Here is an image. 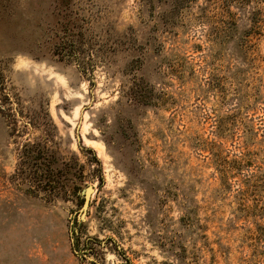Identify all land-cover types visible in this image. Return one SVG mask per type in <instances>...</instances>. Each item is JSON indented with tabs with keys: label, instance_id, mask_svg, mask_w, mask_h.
I'll use <instances>...</instances> for the list:
<instances>
[{
	"label": "rangeland",
	"instance_id": "rangeland-1",
	"mask_svg": "<svg viewBox=\"0 0 264 264\" xmlns=\"http://www.w3.org/2000/svg\"><path fill=\"white\" fill-rule=\"evenodd\" d=\"M0 264H264V0H0Z\"/></svg>",
	"mask_w": 264,
	"mask_h": 264
},
{
	"label": "water",
	"instance_id": "water-1",
	"mask_svg": "<svg viewBox=\"0 0 264 264\" xmlns=\"http://www.w3.org/2000/svg\"><path fill=\"white\" fill-rule=\"evenodd\" d=\"M93 193H94V188L92 186L88 187L87 190H86V193H85L84 205H83L82 211L80 213V219L82 221L84 220V218L86 216V212H87V210L89 208V203H90V200H91V197H92ZM75 252L79 256H82L84 254V253H81V252H78V251H75Z\"/></svg>",
	"mask_w": 264,
	"mask_h": 264
}]
</instances>
